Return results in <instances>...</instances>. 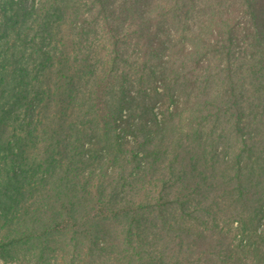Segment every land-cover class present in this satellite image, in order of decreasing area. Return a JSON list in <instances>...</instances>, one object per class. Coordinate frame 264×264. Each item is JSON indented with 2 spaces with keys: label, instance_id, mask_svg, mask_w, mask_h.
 <instances>
[{
  "label": "trees",
  "instance_id": "trees-1",
  "mask_svg": "<svg viewBox=\"0 0 264 264\" xmlns=\"http://www.w3.org/2000/svg\"><path fill=\"white\" fill-rule=\"evenodd\" d=\"M27 2L0 0L3 264H264V0Z\"/></svg>",
  "mask_w": 264,
  "mask_h": 264
},
{
  "label": "rangeland",
  "instance_id": "rangeland-1",
  "mask_svg": "<svg viewBox=\"0 0 264 264\" xmlns=\"http://www.w3.org/2000/svg\"><path fill=\"white\" fill-rule=\"evenodd\" d=\"M32 3V0H28V2H27V4L29 5V4H31ZM263 5H264V2H263ZM242 23H247V21H246V19H242V22H241V24ZM241 27H243V25H241ZM241 30V29H240ZM0 264H3V260L2 259H0Z\"/></svg>",
  "mask_w": 264,
  "mask_h": 264
}]
</instances>
